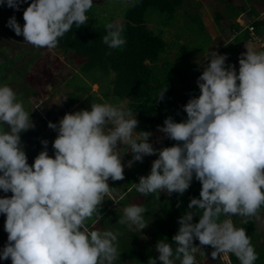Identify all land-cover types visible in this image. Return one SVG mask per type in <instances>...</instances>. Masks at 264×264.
Returning <instances> with one entry per match:
<instances>
[{
	"label": "clouds",
	"instance_id": "1",
	"mask_svg": "<svg viewBox=\"0 0 264 264\" xmlns=\"http://www.w3.org/2000/svg\"><path fill=\"white\" fill-rule=\"evenodd\" d=\"M27 0H0L13 9L5 26L37 47L53 49L58 38L87 22L93 0H30L23 8L21 25L15 16ZM249 24H247L248 26ZM103 42L111 49L126 43L123 25L108 23ZM249 29V27H248ZM250 33V30H249ZM238 56V69L227 54L207 50L199 61L198 95L182 105L186 118L167 116L159 131L179 143L154 148L150 131H137L138 120L125 102H93L90 109L65 113L48 122L56 131L53 155L44 146L31 165L20 134L35 125L14 90L0 84V214H4L7 240L0 260L11 264H114L117 235L91 229L87 221L101 219L99 206L110 191L107 183L122 180L124 167L157 154L147 175L134 183L136 191L182 194L193 178L200 182L199 198L178 217L171 242L156 241L158 256L147 264H195L197 246L210 245L211 257L232 253L240 264H254L258 254L246 229L236 227L233 214L255 217L264 206V49L251 41ZM167 85L155 98L164 99ZM124 145L118 148L117 145ZM131 158L124 164V152ZM201 210L193 223L192 211ZM138 204L124 208L126 221L145 228ZM224 217L221 219V217ZM125 220H121V223Z\"/></svg>",
	"mask_w": 264,
	"mask_h": 264
},
{
	"label": "trees",
	"instance_id": "2",
	"mask_svg": "<svg viewBox=\"0 0 264 264\" xmlns=\"http://www.w3.org/2000/svg\"><path fill=\"white\" fill-rule=\"evenodd\" d=\"M101 1L93 0L92 7L86 13L87 22L78 27L74 24L69 31L58 38V44L55 47L65 54H70L71 57L74 56L73 58L83 61L78 65L79 70L85 75V79L76 85L75 92L68 93L69 102L80 104L81 96L90 92L91 87L87 83L88 79L92 83L99 82L101 84L104 78L113 74L108 82L107 90L103 91V96L106 100L111 97L116 103L127 99V107L133 111L138 120L137 131L152 132L158 125L163 124V120L167 116H172L177 122L185 119L186 113L183 111L182 105L187 102L190 96L198 95L196 79L203 70L202 67L198 68L199 62L197 63L195 59L203 56L212 42V38L205 30L201 16L194 10V12L185 10L184 0H130L129 4L123 6L120 11L117 12L114 8L113 12L107 14H102L97 10ZM250 1L252 0H244L241 6L236 7L231 18L235 19L240 13L246 11V3ZM195 5L199 7L198 4ZM248 11H250L249 15L257 14L252 8ZM179 16L186 17L182 25H177ZM116 18H120L122 21L126 43L120 48L111 49L103 42L102 38L107 34L106 25L110 22L114 23ZM149 24L156 26L149 28ZM249 26L253 27L256 35L264 33V20H253L247 27ZM231 27L234 29V34L229 33L228 38L230 39L221 53L227 54L226 63L233 64L235 56L238 69V56L246 51L244 44L250 39V34L248 28L241 30L238 22H234ZM171 29H175V32L172 30L173 39L169 41L163 35L165 30ZM182 36L183 41L179 43ZM192 37L193 39H191ZM260 49H264V47ZM96 71L99 72L98 76H94ZM74 76L73 74L71 78L73 79ZM77 77L81 78L79 75ZM166 85L167 91L164 99L158 102L155 98ZM94 99V95L90 93L86 100L92 102ZM174 143L179 142L164 138L161 141V147L171 146ZM41 149L42 147L35 149L34 155L36 156ZM131 156V154L127 155L126 161ZM27 162L31 165L33 159L29 158ZM123 171L122 180L113 181L109 178L111 180L108 184L111 189L112 185L122 189V194L115 192L114 195L118 198V205L125 208L131 204L126 202V197L136 190L134 183L138 182L139 176L149 173L150 166L142 160L133 162L131 167H124ZM200 187V182L193 178L189 188L182 194L172 192L164 198L160 194L162 201L159 203L158 209L163 211L161 215L156 213L157 204L155 201L147 195L142 197L143 203L139 202V205L145 209L144 221L147 224L152 219L150 227L158 229V233L155 234L154 229H148L147 225L145 227L152 237V243L155 244L157 240L166 238L175 249V243L171 242V238L179 227L178 217L188 211L187 205L192 197L199 198ZM0 192L2 194L9 193ZM112 203V198H104L98 211L102 216L99 222L106 221V224L99 227L95 219L90 218L87 224L91 229L110 230L108 216L113 211H118L110 207ZM195 207L193 206L192 211H195L197 215H193V223L198 221V215L201 212ZM262 212H264V206L258 210L257 215ZM223 218L222 216L221 219ZM232 220L236 227L246 229L251 244L258 254L254 264H264V241L261 242L259 239L255 217L233 214ZM113 231H117L115 227ZM129 239L126 237L120 245L124 247L127 259L133 260V258L139 257L142 261H148L149 257L158 256V252L152 248L150 240H144L140 244L136 239ZM197 241L194 238V245ZM194 257L196 259L195 255ZM172 258L175 262L180 263V259H177L175 255ZM229 260L233 264H240L232 253H229ZM157 264L160 262L157 261Z\"/></svg>",
	"mask_w": 264,
	"mask_h": 264
},
{
	"label": "rangeland",
	"instance_id": "3",
	"mask_svg": "<svg viewBox=\"0 0 264 264\" xmlns=\"http://www.w3.org/2000/svg\"><path fill=\"white\" fill-rule=\"evenodd\" d=\"M28 2H30V0H27V2L21 6V9L14 13L17 21L21 25L24 23L22 11L23 8L27 6ZM129 2L130 0H102L97 6V10L102 14H107L113 12L115 10L114 8H116L118 12L123 6L128 5ZM243 2L244 0H184L183 3L185 10H190L189 12L194 10L201 16L202 22L205 25V30L212 38V42L207 50L215 49L222 51L229 41V33L231 32L234 34V29L231 27L234 22H238L240 27H245L249 24L250 20L264 19V0H252L247 2V10L240 13L235 19H232L231 16L233 11L236 10V7L241 6ZM195 4H198L199 7H196ZM251 8L254 9L257 14L249 15L250 11L248 10ZM11 15H13L12 8L0 6V79H3L2 81L0 80V84H7L14 90L17 99L22 102L25 110L30 112V118L35 125L33 128L23 131L20 134L27 159H34L35 155L33 151L35 149H40V147H44L40 142L42 139L48 141V154L53 155L54 149L52 147V141L55 138L56 131L48 127V122H58L66 112L71 113L81 109H90V105L93 102L108 101L117 104L111 97L106 100L103 96V91L109 86L108 82L113 77V74L109 75L106 79L104 78L101 84L99 82L92 83L91 80L88 79L87 83L90 84L91 87L90 92L81 96L80 104L78 102L74 104L70 103L68 93L71 91L75 92L76 85L80 84L81 80L85 79V75L79 70L78 65L82 64L83 61H79L77 58H73L74 56L71 57L70 54H65L57 48L48 49L46 47H37L24 41L22 35H16L10 28L5 26L7 18ZM185 18L179 16L177 25H182ZM121 22L120 18L114 20V23L121 24ZM154 26L156 25H148L149 28ZM172 30L173 29L165 30L163 35L165 39L169 41L173 39ZM173 31L175 32V29ZM233 34H231L232 37ZM249 34H252V32ZM184 35L187 36L188 34ZM255 37L256 40H252V43L256 46L260 45L261 38H264V36L259 38L255 35ZM182 39L183 36L181 40H179V43L183 41ZM191 39H193V37ZM261 46L264 47V45ZM203 56L197 57L195 59L196 62L198 63L201 61ZM233 61H236L235 56L233 57ZM198 65L199 68L201 64ZM96 72L97 73L94 72V76H98L99 72ZM73 74L75 76L72 79L71 77ZM77 75L81 78H78ZM90 93L95 97L92 102L86 100ZM122 102L126 103L127 99ZM151 133L152 135L149 141L154 148H161V141L165 136L158 128H155ZM117 147L124 148L126 146L118 144ZM130 154L132 155L130 150L123 153L121 158L122 164L125 163L126 156ZM155 158H157V154H150L146 155L142 160L147 162L151 167V162ZM110 180L111 179H108L107 183H109ZM115 192L120 194L122 189L112 185V189L110 188V191L104 194V198L110 197L113 199V203L110 207L118 210L113 211V213H110L108 216L110 220L108 227L110 226L109 229L117 235V243H115L117 245L118 257L114 264H147V261H142L139 257H135L133 260L127 259L125 257L126 252H124V247L120 246L121 242H124V239L129 237V240L136 239L140 244L144 240H150L152 248L156 250L155 244L151 242L152 237L147 229L143 228L140 230L136 225L126 221L124 217V208L116 203L117 198L116 195H114ZM160 194L163 198L170 195L167 191L163 190L161 193L157 191L147 195L157 204L155 208L158 215L163 213L162 210L158 209L159 203L162 201ZM5 195L10 196L11 192L9 191L8 194H2L0 192V196ZM144 196L146 195L133 190L126 197V202L139 205V202L143 203L142 197ZM4 220V214H0V248L3 247L7 240V233L4 230ZM121 220H125V222L121 223ZM151 221L152 219L148 221V229H154L156 231L155 234H157V227H150ZM255 221L258 226L259 239L263 242L264 212L255 216ZM101 223L102 221L97 222L99 227L106 224V221ZM114 227L117 230L116 232L113 231ZM195 245L197 246V250L194 253L196 256L195 264H233L231 260H229V253L222 254L221 256L218 255L216 258H213L210 255L213 251L210 245H200L199 241H197ZM0 264H11V261L10 259L0 260ZM174 264L180 263L174 261Z\"/></svg>",
	"mask_w": 264,
	"mask_h": 264
},
{
	"label": "built area",
	"instance_id": "4",
	"mask_svg": "<svg viewBox=\"0 0 264 264\" xmlns=\"http://www.w3.org/2000/svg\"><path fill=\"white\" fill-rule=\"evenodd\" d=\"M249 30H250V33L252 32V34H250V39H249V41H251L252 42V40L253 41H255L256 40V37H255V33L253 32V27H251V26H249ZM255 34V35H254ZM256 36H258V35H256ZM264 36V34L262 35V36H258L259 38H261V37H263ZM261 45H264V38H261V41H260V45H258V46H260L261 47ZM216 51H218L219 53H221V51H219V50H216Z\"/></svg>",
	"mask_w": 264,
	"mask_h": 264
},
{
	"label": "crops",
	"instance_id": "5",
	"mask_svg": "<svg viewBox=\"0 0 264 264\" xmlns=\"http://www.w3.org/2000/svg\"><path fill=\"white\" fill-rule=\"evenodd\" d=\"M247 12H248V11H247ZM239 15H240V14H239ZM263 20H264V19H263ZM251 21H253V20H250L249 23H250ZM238 24H239V23H238ZM246 28H248L247 25H246L245 27H243V26L240 27L241 30L246 29ZM263 34H264V33H263ZM263 34L258 35V36H262ZM229 39H230V38H229ZM248 41H249V40H247L246 43H247ZM257 47H258V49L262 48V46L260 47V46H258V45H257ZM199 64H200V63H199ZM233 65H234L235 67H237V63H236V61L233 62ZM198 66H199V65H198ZM201 66H202V65H200V67H201ZM156 128H157V127H156ZM162 133H163V132H162ZM116 198H117V197H116ZM117 200H118V198H117ZM117 200H116V201H117ZM116 203H117V202H116ZM118 208H119V207H118Z\"/></svg>",
	"mask_w": 264,
	"mask_h": 264
},
{
	"label": "water",
	"instance_id": "6",
	"mask_svg": "<svg viewBox=\"0 0 264 264\" xmlns=\"http://www.w3.org/2000/svg\"><path fill=\"white\" fill-rule=\"evenodd\" d=\"M163 135L165 136V138H168L167 135L165 133H163Z\"/></svg>",
	"mask_w": 264,
	"mask_h": 264
}]
</instances>
